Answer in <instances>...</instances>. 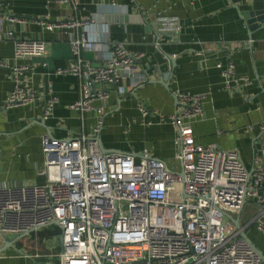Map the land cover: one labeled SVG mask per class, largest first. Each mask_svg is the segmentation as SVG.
Here are the masks:
<instances>
[{"label": "built area", "instance_id": "2783aa9c", "mask_svg": "<svg viewBox=\"0 0 264 264\" xmlns=\"http://www.w3.org/2000/svg\"><path fill=\"white\" fill-rule=\"evenodd\" d=\"M53 1L75 10L80 0ZM4 19L66 33L71 57L65 66L55 69V74L69 73L75 78L77 97L67 107L78 114L80 129L76 136L64 140L42 136L43 154L54 157L43 161L38 171L44 178L41 183L0 185V236L20 238L54 227L57 232L50 237H32V253L24 256L52 258L57 264H264L239 235L247 227L264 234L263 149L247 168L235 149L196 143L191 122L201 117L205 95L179 90L172 91L177 109L157 115L160 123L174 128L172 169L147 149L137 155L102 149L96 137L108 88L123 79L131 86L145 82L140 64L143 54L121 42L87 38L86 28L93 22L90 17L5 15ZM173 21L157 17L160 30L178 31ZM9 35L0 31V40ZM11 40L13 61L45 54L41 39ZM94 49L104 51L100 65L80 55L82 50ZM215 66L224 90L243 89L251 83L249 77L235 73L230 60ZM0 67L12 83L3 99V110L38 106L41 120H45L57 103L49 81L37 92L19 77L26 65L0 59ZM166 73L170 75L169 70ZM135 106L141 116L147 115L141 101ZM85 113L94 116L89 131L84 130ZM254 127L264 131V119L241 131L246 134ZM226 216L241 217L239 228Z\"/></svg>", "mask_w": 264, "mask_h": 264}, {"label": "crops", "instance_id": "0c3cea01", "mask_svg": "<svg viewBox=\"0 0 264 264\" xmlns=\"http://www.w3.org/2000/svg\"><path fill=\"white\" fill-rule=\"evenodd\" d=\"M249 13L253 14L252 18H248ZM69 14L93 18L85 31L87 38L121 42L143 54L140 64L147 77L145 82L131 86L123 79L108 88L97 133L102 149L134 155L147 149L164 163L171 162L175 151L174 128L160 123L157 115H168L177 109L172 91L179 90L205 95L201 117L191 122L196 143L235 149L247 168L256 150H264V131L256 127L246 134L241 131L242 127L264 119V0H114L112 5L80 0L75 10L53 0H0V31L10 33L0 40V59L26 65L28 68L19 74L21 81L37 92L49 81L57 97V103L43 121L38 106L12 107L5 111L7 122L0 133V185L43 181L38 171L43 161L54 155H44L41 150L44 135L41 123L50 131V137L58 140L74 137L80 129L78 114L67 107L77 97L75 78L69 73L55 74V69L65 66L71 57L66 33L44 30L30 23H7L4 16L48 15L59 19ZM159 16L174 18L179 31L173 38L160 36L156 42L152 27ZM248 21H252L250 30ZM12 37L43 40L44 56L13 61ZM163 52L174 59L170 77L166 73L170 63L164 59ZM103 54L102 49L80 52L93 65L102 63ZM227 60L233 63L237 75L249 77L251 83L243 89L224 90L215 64L224 65ZM6 73L0 67V106L12 85ZM163 83H167V88ZM137 101L145 105L147 115H140L135 106ZM93 123V114L85 113L84 130L89 131ZM258 136L257 141H252ZM262 163L264 167V158ZM50 233H54L53 227L20 238L0 236V264H57L52 258L24 256L32 253L29 249L32 237L44 239ZM244 235L264 256V234L247 227ZM7 241L12 242V247L6 245Z\"/></svg>", "mask_w": 264, "mask_h": 264}, {"label": "water", "instance_id": "95a60500", "mask_svg": "<svg viewBox=\"0 0 264 264\" xmlns=\"http://www.w3.org/2000/svg\"><path fill=\"white\" fill-rule=\"evenodd\" d=\"M60 6L64 7V5H60ZM243 16H244V18H246L245 15H243ZM252 16H253V14L249 13V17H248V18H252ZM248 22H249V23H248V24H249V25H248V29L250 30V29H251V27H250V23H252V21H248ZM155 23H156V26H155V24L153 23L154 26L152 27V32L154 33V38H155V41H156V42H158L160 36H170L171 38H173V35H175V34L177 33V31H174V30H160V29H159V25H158V23H157V18H155ZM178 31H179V30H178ZM246 45H248L249 48H250V43H249V41H247ZM162 55H163L164 59L170 63V66H169V68H168L167 70H169V74L171 75L172 67H173V64H174V59H173L172 56H170V55L167 54V53H164V52H163ZM170 75H168V76L170 77ZM163 85H165V87L167 88V83H163ZM6 118H7V116H6V112H5V110H3L2 106H0V133H3V132H4V127H3V125L7 122ZM40 125H41V127L44 129V135H43V136L50 137V136H51V133H50V131L47 129V127H45L43 123H41ZM258 139H259V136L256 137V138H253L252 141H257ZM96 140L99 142L98 137H96ZM258 143H260V142H258ZM261 147H262V146H261ZM261 149H263V148H259L258 150H256V151L258 152V153H257V152H256V153L259 154L260 151H261ZM226 217L229 219V221L233 224V226H234L235 228H239V225H240V223L242 222V218H241V217H239V218H231V217H229V216H226ZM53 224H56V221H54ZM24 235H25V234H24ZM239 235H240L242 238H244L245 240H247L246 237H245V235H244V233H243L242 231L239 232ZM247 241H248V240H247ZM248 243H249V241H248ZM249 244H250V243H249ZM6 245H8L9 247H12V242H11V241H7V242H6ZM250 246L255 250V252H256V253L260 256V258L264 261V256L261 255V254L255 249V247H254L252 244H250Z\"/></svg>", "mask_w": 264, "mask_h": 264}, {"label": "rangeland", "instance_id": "374dc122", "mask_svg": "<svg viewBox=\"0 0 264 264\" xmlns=\"http://www.w3.org/2000/svg\"><path fill=\"white\" fill-rule=\"evenodd\" d=\"M172 164H173V159L171 160V162H167V163H166V165H167L169 168H171V169H172V166H171ZM53 231L56 233V232H57L56 228L53 227ZM53 234H54V233H52V234L50 233V235H53Z\"/></svg>", "mask_w": 264, "mask_h": 264}]
</instances>
